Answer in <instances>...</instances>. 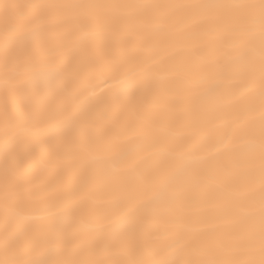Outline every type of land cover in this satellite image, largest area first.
I'll list each match as a JSON object with an SVG mask.
<instances>
[{
    "label": "snow or ice",
    "instance_id": "1",
    "mask_svg": "<svg viewBox=\"0 0 264 264\" xmlns=\"http://www.w3.org/2000/svg\"><path fill=\"white\" fill-rule=\"evenodd\" d=\"M0 72V264H264V0H0ZM165 116V163L117 150ZM41 139L60 146L37 203ZM105 167L142 184L72 231Z\"/></svg>",
    "mask_w": 264,
    "mask_h": 264
},
{
    "label": "bare ground",
    "instance_id": "2",
    "mask_svg": "<svg viewBox=\"0 0 264 264\" xmlns=\"http://www.w3.org/2000/svg\"><path fill=\"white\" fill-rule=\"evenodd\" d=\"M14 3L31 2V0H11ZM45 2H61V0H45ZM126 2V0H124ZM137 2H151V3H197L206 2V0H137ZM2 75V72H0ZM0 86H2V80H0ZM223 86L225 89L229 87V82L224 81ZM106 91V86H102ZM101 88H97V93L101 92ZM158 103L155 105L154 110L160 114L165 115V100L163 96L157 97ZM108 126L101 121L96 130H83L78 127H70L63 130L60 135L61 141H71L80 137L87 131L89 134L102 133ZM172 129L168 126L167 117L165 116V123L158 127H150L147 133H129L124 140L123 145H118L117 150L123 147L132 145H141L140 150L136 152L132 159L138 168H145L154 164H160L166 162V156L164 150L157 147L158 143L173 144L175 143L172 135ZM227 132V126L224 122H218L217 128L214 130V134L223 137ZM5 135V128L3 122L0 121V140ZM26 142H31L29 137H24ZM59 143L56 141H50L48 139H41L35 142L36 157L32 162V176L30 178L31 184L35 190L40 192V196L37 198V203L43 200H50L52 196L44 193V189L48 187L55 179V172L47 167V161L54 159L58 150ZM142 184V178L137 173L131 172L126 167L119 169H112L105 167L101 170L96 178V182L93 186L94 195L91 198L78 202L76 205V211L74 219L69 225L72 231H79L84 228L95 226L101 217L111 212L117 198L123 195L126 191L140 187ZM2 211V210H0ZM192 215H196L198 210L196 208L189 209Z\"/></svg>",
    "mask_w": 264,
    "mask_h": 264
}]
</instances>
